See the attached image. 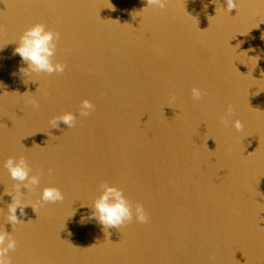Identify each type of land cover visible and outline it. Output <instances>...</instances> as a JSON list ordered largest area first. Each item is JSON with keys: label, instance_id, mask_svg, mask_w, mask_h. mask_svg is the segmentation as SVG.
<instances>
[{"label": "water", "instance_id": "water-1", "mask_svg": "<svg viewBox=\"0 0 264 264\" xmlns=\"http://www.w3.org/2000/svg\"><path fill=\"white\" fill-rule=\"evenodd\" d=\"M0 264H264V0H0Z\"/></svg>", "mask_w": 264, "mask_h": 264}]
</instances>
